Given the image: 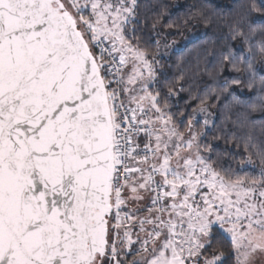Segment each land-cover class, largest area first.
I'll return each mask as SVG.
<instances>
[{
    "label": "snow or ice",
    "instance_id": "obj_1",
    "mask_svg": "<svg viewBox=\"0 0 264 264\" xmlns=\"http://www.w3.org/2000/svg\"><path fill=\"white\" fill-rule=\"evenodd\" d=\"M260 5L193 90L148 46L172 27L162 10L0 0V264H264V139L216 132L210 111L223 98L237 127L264 118Z\"/></svg>",
    "mask_w": 264,
    "mask_h": 264
},
{
    "label": "trees",
    "instance_id": "obj_2",
    "mask_svg": "<svg viewBox=\"0 0 264 264\" xmlns=\"http://www.w3.org/2000/svg\"><path fill=\"white\" fill-rule=\"evenodd\" d=\"M255 2L257 6H261L260 0H255ZM247 3L248 0H139V11L142 19L150 20L162 10L165 13L162 23L172 25L171 28L153 30L149 37L150 41L159 42L160 35L166 33L169 34L167 37L176 39L181 38L183 40L184 36L189 38V43L184 48L181 47L172 51L168 57L162 59L160 64L163 65V70L170 77H175L177 73L182 72L186 80L192 85V89L196 90L203 87V81L210 82L204 71L211 59L210 54L228 43L226 37L229 22ZM253 18L258 23L264 22V17L254 15ZM185 21L188 22L185 23ZM191 32L196 33L195 38L189 37ZM159 43H149L148 46L154 53H158ZM232 75L234 78L242 80L236 94L247 99L251 95L249 91H244L247 80L237 73ZM184 96L187 98V93ZM255 98L252 95V99ZM172 103L175 104V101ZM180 103L183 104L184 101ZM210 103H213V108L210 111L214 114L216 132H219L221 125H224L229 133H235L238 143H243L244 137L248 134V129H254L252 134L257 137V140L264 139V129L261 127V121L264 118L259 113L252 114L254 126L252 123H248L247 126L237 127V115H242V113H239L234 105L230 109L226 106L228 102L224 101L223 98L220 102L210 101ZM193 106L195 107V104ZM229 114L232 116L231 121L225 119V116ZM227 248L228 244L225 241L224 249L227 250ZM226 264H233V261L229 259Z\"/></svg>",
    "mask_w": 264,
    "mask_h": 264
},
{
    "label": "rangeland",
    "instance_id": "obj_3",
    "mask_svg": "<svg viewBox=\"0 0 264 264\" xmlns=\"http://www.w3.org/2000/svg\"><path fill=\"white\" fill-rule=\"evenodd\" d=\"M167 36H169V34L166 33L165 35H163V34L160 35V38H159L160 49H159L157 56H156V58H157V60H159V62H161L162 59L168 57L172 51H174L178 48H181V47L184 48L189 43V38L187 36H184L183 40L181 38L176 39L174 37H167ZM170 36H172V35H170ZM189 37L195 38L196 33L191 32V35ZM141 215H143V213H141Z\"/></svg>",
    "mask_w": 264,
    "mask_h": 264
}]
</instances>
